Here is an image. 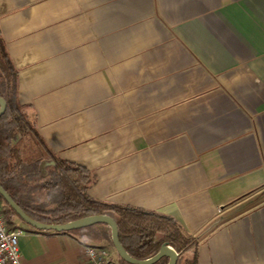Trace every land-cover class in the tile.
I'll list each match as a JSON object with an SVG mask.
<instances>
[{
  "label": "crops",
  "instance_id": "obj_1",
  "mask_svg": "<svg viewBox=\"0 0 264 264\" xmlns=\"http://www.w3.org/2000/svg\"><path fill=\"white\" fill-rule=\"evenodd\" d=\"M0 36L91 197L173 217L196 264H264V0H0ZM14 221L22 264L101 245Z\"/></svg>",
  "mask_w": 264,
  "mask_h": 264
},
{
  "label": "trees",
  "instance_id": "obj_2",
  "mask_svg": "<svg viewBox=\"0 0 264 264\" xmlns=\"http://www.w3.org/2000/svg\"><path fill=\"white\" fill-rule=\"evenodd\" d=\"M18 87V71L0 36V96L7 102L5 112L0 115V184L30 217L55 224L108 214L117 223L122 245L134 258H149L163 244H169L179 254L177 264H196V257L185 258L181 263L183 254L195 245V239L173 217L91 197L88 190L95 175L82 165L53 155L27 106L19 102ZM0 207L9 228H16L15 217L28 225L2 195ZM69 231H85L86 238L111 248L118 264H130L114 250L108 225L98 223ZM168 260L162 257L153 264H167Z\"/></svg>",
  "mask_w": 264,
  "mask_h": 264
},
{
  "label": "water",
  "instance_id": "obj_3",
  "mask_svg": "<svg viewBox=\"0 0 264 264\" xmlns=\"http://www.w3.org/2000/svg\"><path fill=\"white\" fill-rule=\"evenodd\" d=\"M7 108L6 100L0 96V115H2ZM0 195L5 199V201L12 207V209L17 213V215L28 225L39 229V230H56V231H69L73 229H78L98 223L106 224L110 227L111 231V240L114 247V250L118 254L120 258L130 264H153L162 257H168L169 260L167 264H177L179 254L178 252L169 244H163L159 251L154 254L153 256L146 258V259H137L131 256L127 250L122 245L119 239V230L117 223L111 215L108 214H95L89 215L82 218H78L66 223H55V224H47L42 223L38 220L33 219L30 217L10 196V194L3 188L0 184Z\"/></svg>",
  "mask_w": 264,
  "mask_h": 264
},
{
  "label": "built area",
  "instance_id": "obj_4",
  "mask_svg": "<svg viewBox=\"0 0 264 264\" xmlns=\"http://www.w3.org/2000/svg\"><path fill=\"white\" fill-rule=\"evenodd\" d=\"M23 229L9 228L0 207V264H22L20 236ZM87 264H118L111 248L105 245L86 247Z\"/></svg>",
  "mask_w": 264,
  "mask_h": 264
},
{
  "label": "rangeland",
  "instance_id": "obj_5",
  "mask_svg": "<svg viewBox=\"0 0 264 264\" xmlns=\"http://www.w3.org/2000/svg\"><path fill=\"white\" fill-rule=\"evenodd\" d=\"M242 208V207H241ZM240 208V209H241ZM195 239V238H194ZM184 259H185V257L184 256H182V259H181V263H183L184 262Z\"/></svg>",
  "mask_w": 264,
  "mask_h": 264
}]
</instances>
